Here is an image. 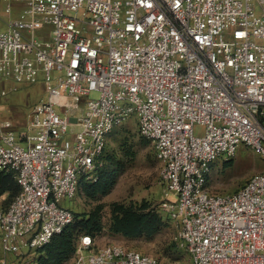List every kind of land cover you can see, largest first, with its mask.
<instances>
[{
	"label": "built area",
	"instance_id": "built-area-1",
	"mask_svg": "<svg viewBox=\"0 0 264 264\" xmlns=\"http://www.w3.org/2000/svg\"><path fill=\"white\" fill-rule=\"evenodd\" d=\"M0 9V100L39 79L47 93L24 128L0 122V171L20 187L0 209L4 254L34 253L74 222L62 202L82 179L96 181L108 137L134 117L163 166L160 211L192 264H264V172L233 194L208 189L213 165L241 146L264 161V0H0ZM74 262L160 264L88 235Z\"/></svg>",
	"mask_w": 264,
	"mask_h": 264
},
{
	"label": "rangeland",
	"instance_id": "rangeland-1",
	"mask_svg": "<svg viewBox=\"0 0 264 264\" xmlns=\"http://www.w3.org/2000/svg\"><path fill=\"white\" fill-rule=\"evenodd\" d=\"M46 31H49V28ZM96 96L97 94L93 95ZM46 97V86L42 79L21 84L18 91L11 92L0 102V122L11 121L15 127L24 128L30 121L32 108ZM148 141L139 134L137 120L131 118L107 140V151L119 168V176L111 192L95 199H89L79 193L75 199L63 201L62 205L83 217L98 212L102 227L96 236L98 248L117 244L153 257L160 264H192L189 252L175 239V226L160 211L165 196L163 166ZM262 172L264 161L261 156L253 149L241 146L236 156L228 160L221 158L213 165L208 189L216 195L233 194L252 176ZM11 201L9 194L3 195L0 198V209L8 207ZM145 203L163 217L164 228L158 235L152 238L129 239L111 231L114 204L139 207ZM90 256L91 253H84L86 260ZM39 257L40 253L36 252L6 255L0 247V264H37ZM75 259L76 254L67 264H74Z\"/></svg>",
	"mask_w": 264,
	"mask_h": 264
},
{
	"label": "trees",
	"instance_id": "trees-1",
	"mask_svg": "<svg viewBox=\"0 0 264 264\" xmlns=\"http://www.w3.org/2000/svg\"><path fill=\"white\" fill-rule=\"evenodd\" d=\"M148 143L151 142L148 141ZM103 162V167L95 173L96 181L89 182L85 179L80 181L78 194L81 193L89 199H95L99 196H106L111 192L119 176V168L112 161L107 148L103 156ZM19 192L20 187L14 175L0 171V198L5 194H9L12 203ZM112 214L111 231L125 238H152L164 228L162 215L147 203L139 207L114 204ZM74 216V222L62 234L56 235L48 245L36 251V253H40L37 264H67L74 258L81 237L88 235L96 238L101 231L102 227L98 212L88 217L75 213Z\"/></svg>",
	"mask_w": 264,
	"mask_h": 264
},
{
	"label": "crops",
	"instance_id": "crops-1",
	"mask_svg": "<svg viewBox=\"0 0 264 264\" xmlns=\"http://www.w3.org/2000/svg\"><path fill=\"white\" fill-rule=\"evenodd\" d=\"M3 99H4V98H3ZM3 99H1L0 102H1ZM34 107H35V106H34ZM34 107H33V108H34ZM33 108H32V110H33ZM32 110H31V112H32ZM31 112H30V114H31Z\"/></svg>",
	"mask_w": 264,
	"mask_h": 264
}]
</instances>
